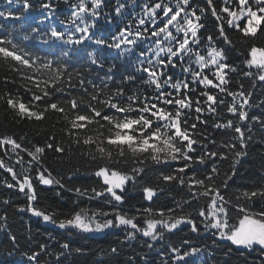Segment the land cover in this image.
Instances as JSON below:
<instances>
[{"label":"snow or ice","instance_id":"snow-or-ice-1","mask_svg":"<svg viewBox=\"0 0 264 264\" xmlns=\"http://www.w3.org/2000/svg\"><path fill=\"white\" fill-rule=\"evenodd\" d=\"M13 2L8 0L9 5ZM16 2H22L25 13L38 7L44 20L62 15L63 30L49 25L43 32L32 28L20 33L0 23V62L17 74L20 87L30 97L25 104L18 93L7 92V99L0 96V102L21 121L40 122L49 113L57 114L67 146L54 133L43 145L33 142L30 146L14 137H0V170L11 177L0 183L25 200L15 211L69 234L122 230L121 247L101 250L113 258L141 237L151 251L187 229L197 236L211 235L212 245L201 247L192 244L190 237L182 239L165 247L162 264H209L216 249L223 256L216 264H231L234 256L243 258L239 264H246L253 254L258 264H264V152L256 180L233 190L234 177L253 146L264 144V99L256 96L258 88L264 95V0H151L136 4L140 13L110 33V38L96 35L98 21L105 8L123 16L126 0L114 5L109 0H63L66 12L53 0H39L38 5L32 0ZM0 18L22 17L0 11ZM103 18L107 20L108 14ZM208 18L213 20L214 31L205 34L202 30ZM230 30L246 45L240 64L231 62L230 52L236 44ZM33 41L77 50L89 42L96 50L87 51L80 69L72 73L66 62L67 49L49 59L32 50ZM99 49L114 50L119 58H135V70L128 72L126 66L120 84L110 86L117 65H107L101 84L90 89L87 76L106 67ZM138 80L141 87L131 91ZM2 83L15 84L16 79L5 76ZM253 108L260 113H252ZM209 128L222 137L219 142ZM49 151L57 154L60 164L69 166V183L81 166L95 179L85 186L68 187L65 177L54 175L47 166ZM73 156L78 159L73 161ZM224 162L227 169L222 167ZM150 168L156 173V183H141ZM37 183L72 192L73 207L62 218L39 207ZM129 187H138L147 202L134 211L124 208ZM177 190L183 193L179 200L172 195ZM161 195L170 196L171 204L154 208ZM0 207V235L21 256L15 264H65L69 255L84 254L81 248L58 240L53 243L51 238L39 240L35 247L29 241L28 249L20 250V237L9 223L12 205L5 199ZM136 255L129 254L123 264H153L146 255ZM116 264L121 262L116 259Z\"/></svg>","mask_w":264,"mask_h":264},{"label":"trees","instance_id":"trees-1","mask_svg":"<svg viewBox=\"0 0 264 264\" xmlns=\"http://www.w3.org/2000/svg\"><path fill=\"white\" fill-rule=\"evenodd\" d=\"M109 2L114 5L117 0H109ZM151 0H126L128 4V8L125 10L123 16H115L114 13H110L109 8H105L102 13V18L98 21V27L95 29V33L97 36H109V34H115L118 28H123L125 25L129 23L133 16H136L140 13V8L136 6V4H147L150 3ZM219 2V0H218ZM33 5H38L39 0H32ZM53 3L56 4L57 8L62 11H67L68 6L63 3V0H53ZM0 11H11L14 15H20L22 18L20 20H3L0 18V23L7 26L9 30L15 29L17 32L24 33L30 32L32 28L40 29L42 32L46 31L49 25L56 26L63 30V26L59 24V19H62L61 15L59 18L55 17L52 20H44V15L41 13L38 7H34L28 12H24L22 9V2L17 3L14 0L12 5H9L8 0H0ZM110 13V14H109ZM108 14V19H104L103 15ZM41 21H44L41 23ZM207 28L202 30L205 34H210L214 31L213 28V20L208 18L205 21ZM135 27V25H133ZM231 38L236 44V50L230 52L231 62L240 64L244 59L243 49L246 47L243 41L237 40V34L233 31H229ZM261 40H264V36L261 37ZM259 44L260 41H257ZM32 50L37 51L41 56H47L49 59H55L57 56L61 55V49H67L70 52V56L67 58L68 70L72 73H75L80 69L81 64H83V57H86L87 51L96 50V46L90 44L89 42H85L84 45L80 46V48L72 49L70 46H64L61 44H52V45H41L35 41L32 42ZM97 53L100 58L103 59L106 67L101 69H95L91 72L90 75L87 76L88 87L91 89L93 85L99 86L101 84V77L107 72V65L116 64L117 69L115 71L113 81H109V85L113 84L119 85L121 80V75L125 72L126 66L128 72H133L135 69L132 65L136 64L135 58L125 57L119 58L117 56L116 51L110 49H99ZM126 61L130 62L126 65ZM137 76H140V73H136ZM5 76H8L10 79L15 78V84H8L7 86L3 85L2 81ZM19 77L16 73H13L10 68L4 63L0 62V96H4L7 99V92H11L14 96L18 93L20 98L23 99L25 104L29 103L30 97L29 94L24 91L22 87H20ZM141 87V81H136L135 85L131 88V91H136L137 88ZM247 87V84H246ZM256 96L264 99V95H262V90H256ZM229 100L231 98H228ZM252 113L259 114L260 109L253 108L250 110ZM224 114V113H222ZM49 118L44 121L36 122V121H21L15 117L14 114H9L7 109V105L3 102H0V137L9 136L14 137L21 143L26 146H30L31 143H38L43 145L48 135L55 134L57 140L63 138L65 141V146H67V137L61 132L62 124H58L56 121L57 114L49 113ZM195 113H193V117ZM203 128V125L199 126ZM208 131L214 134L218 140V142L222 139L219 133H213L211 128ZM27 136V140H21V137ZM264 152V144H255L251 150V155L247 159V162L244 163L238 171L236 177H234L233 190L236 189L237 186H250L259 175V169L261 165V156L260 153ZM198 154V153H197ZM0 155H3V150L0 149ZM57 154L49 151L47 157L45 158V162L47 166L53 171L54 175L59 174L65 177L64 182L68 185V187L75 186H85L91 183L94 180V177H90L88 175L87 169L81 166L80 172L76 175L74 180L69 183L67 180V173L69 170V166L60 164L59 161L55 159ZM78 159V156H73V161ZM7 162V161H6ZM155 167V166H153ZM222 167L227 169L228 164L224 162ZM18 171H23L17 166ZM34 177L35 173L32 172ZM156 173L150 168L147 174L141 180V183L149 182L152 184L156 183L155 179ZM7 177L9 181H11V177L8 173L0 170V182ZM37 188L40 191V200L38 201V206L44 209H48L49 211H54L57 215H60L62 218V214L69 211L72 207V201L75 199V196L72 192L68 190H60L57 188H44L37 183ZM60 191V195L58 196L56 193ZM172 195L176 196V199L179 200L183 193H179L178 190L174 191ZM141 192L138 187L136 189L129 187L128 193L126 197V203L124 204L125 210L131 209L134 211L135 207L139 206L141 203H147L141 199ZM9 200L12 207L8 209V215L10 217L9 223L13 226L12 231H15L20 237V250H27L29 247V241H31L32 246L35 247L36 243L39 240L49 239L51 238L52 242L55 241L68 242L70 243L73 249L81 248L84 250L83 255H69L65 260V264H116V259H118L121 264L128 259V255L131 254L134 257H137V253L140 255H146L153 261V264H162V258L165 257L164 249L170 244H179L182 239L191 238L192 244L200 245L201 247L208 245H212L213 237L211 235L207 236H197L196 234L190 233L185 229V231L180 232L177 235L171 236L170 239H166L164 241L159 242L156 247L149 251L146 247L143 246V238H139L138 240L132 241L127 246L122 248L121 255L118 258H113L111 254L104 255L101 250H109L111 247H121L119 241L124 239V231L122 230H114L112 232H107L103 234H94V235H84L80 233L69 234L67 232H62L58 228H55L51 224H44L37 220L35 217H31L26 213H19L15 211V206L20 205L24 206L25 200L24 197L17 191L12 189H7L2 186L0 183V203L3 200ZM171 198L168 195H161L159 200L153 205L154 208L160 207L164 203L171 204ZM85 206L87 202H82ZM259 205H257L258 207ZM3 211V208L0 207V212ZM142 222V221H141ZM35 237V239H33ZM58 247V245H57ZM159 254V255H158ZM252 256L247 257L246 264H258L256 260L253 259ZM21 256L19 251L16 248L10 247L8 241L0 235V264H15L16 261H19ZM49 258L45 257V260ZM223 256L221 255V250L216 249L215 258H209V264H216L217 261L222 260ZM243 260V258L239 256H234L232 258L231 264H239V262ZM144 264V262H141Z\"/></svg>","mask_w":264,"mask_h":264}]
</instances>
